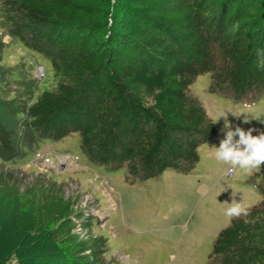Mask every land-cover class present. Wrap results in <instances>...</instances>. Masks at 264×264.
<instances>
[{
    "label": "trees",
    "instance_id": "obj_1",
    "mask_svg": "<svg viewBox=\"0 0 264 264\" xmlns=\"http://www.w3.org/2000/svg\"><path fill=\"white\" fill-rule=\"evenodd\" d=\"M3 35L49 59L54 72V88L22 103L0 92V112L23 120L33 142L22 151L77 133L88 160L125 165L133 181L189 171L199 146L216 136V122L191 92L200 74H210V92L236 103L264 98V0H0ZM13 135L0 125V163L20 157ZM259 171L262 200L219 233L214 262L264 264V166ZM45 207L60 226L73 213L62 196ZM28 225L24 232L37 230ZM46 236L62 245L50 225L41 228ZM15 239L0 249V264L28 260L32 248ZM76 239L57 249L58 260L100 264L105 239Z\"/></svg>",
    "mask_w": 264,
    "mask_h": 264
},
{
    "label": "rangeland",
    "instance_id": "obj_2",
    "mask_svg": "<svg viewBox=\"0 0 264 264\" xmlns=\"http://www.w3.org/2000/svg\"><path fill=\"white\" fill-rule=\"evenodd\" d=\"M0 40L2 94L22 103L20 99L54 88L49 59L10 36ZM39 65L45 69V79L37 74ZM210 84L207 73L191 86L217 124L216 136L199 146L196 166L187 172L170 169L143 181L127 178L125 165L110 169L88 160L77 133L58 141L45 139L35 151L23 152V147L32 149L33 143L25 123L2 109L0 125L14 132L20 157L16 164L0 163V249L8 251L18 236L32 248L25 264H62L57 249H68L75 236L76 241L105 239L100 264H220L212 255L219 233L234 218L224 215L232 194L237 202L252 207L262 200V193L259 169H232L214 158L212 146H219L225 119L245 130L264 131V98L247 106L210 92ZM6 164L12 169H6ZM59 196L70 200L73 208L63 226L45 213L48 199ZM22 224L37 230L28 225L24 232ZM45 225L56 229L62 245L57 242L52 247L48 236L41 239ZM71 254L76 256L67 252ZM8 264L18 262L12 259Z\"/></svg>",
    "mask_w": 264,
    "mask_h": 264
},
{
    "label": "clouds",
    "instance_id": "obj_3",
    "mask_svg": "<svg viewBox=\"0 0 264 264\" xmlns=\"http://www.w3.org/2000/svg\"><path fill=\"white\" fill-rule=\"evenodd\" d=\"M258 66L264 67V62ZM253 132L258 134L253 135ZM220 134L222 138L219 140V146H212L215 148L214 158L217 161L230 165L232 169L239 168L246 172L264 166V131L255 128L245 130L225 119ZM231 199L232 202L224 210L226 217L233 218L248 214L246 205L241 201L237 202L234 193Z\"/></svg>",
    "mask_w": 264,
    "mask_h": 264
},
{
    "label": "built area",
    "instance_id": "obj_4",
    "mask_svg": "<svg viewBox=\"0 0 264 264\" xmlns=\"http://www.w3.org/2000/svg\"><path fill=\"white\" fill-rule=\"evenodd\" d=\"M37 70H38L37 74L44 79L46 77V73H45L44 67L39 66Z\"/></svg>",
    "mask_w": 264,
    "mask_h": 264
}]
</instances>
